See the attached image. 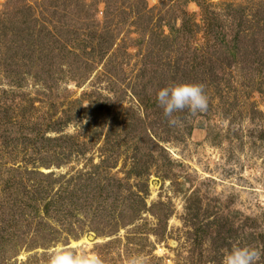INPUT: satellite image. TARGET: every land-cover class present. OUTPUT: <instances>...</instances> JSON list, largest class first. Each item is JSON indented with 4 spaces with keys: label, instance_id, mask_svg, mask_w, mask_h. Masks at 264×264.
Returning <instances> with one entry per match:
<instances>
[{
    "label": "rangeland",
    "instance_id": "obj_1",
    "mask_svg": "<svg viewBox=\"0 0 264 264\" xmlns=\"http://www.w3.org/2000/svg\"><path fill=\"white\" fill-rule=\"evenodd\" d=\"M180 81L203 84L208 107L175 113L169 125L145 104ZM40 128L45 139L35 142ZM149 139L158 147L148 169L123 180L146 191L137 222L77 240L64 229L67 243L5 249L0 264H46L61 246L103 264L138 254L145 264H221L232 244H264V0H0V208L1 180L32 169L40 148L46 162H67L41 172L108 165L125 179ZM65 141L79 151L66 161ZM107 141L121 148L112 153Z\"/></svg>",
    "mask_w": 264,
    "mask_h": 264
},
{
    "label": "trees",
    "instance_id": "obj_2",
    "mask_svg": "<svg viewBox=\"0 0 264 264\" xmlns=\"http://www.w3.org/2000/svg\"><path fill=\"white\" fill-rule=\"evenodd\" d=\"M241 32L238 30L234 33L232 42H237ZM148 101L150 102L145 104L146 107H153L156 104L154 98H149ZM61 127L57 130L62 131ZM34 131L35 142L45 139L46 128ZM52 131L54 132L53 128ZM51 140L55 143L54 146L62 145L60 138ZM65 142V147L62 149H66L68 144H71L69 150H63L59 156L65 157L66 161L72 152L76 151L74 148L76 143ZM106 144L107 149L112 153L121 148L119 142L111 145L107 141ZM155 147H158L156 143L149 139L143 148L137 149L134 156L135 163L132 164L125 179L111 175L108 165H105L104 172L102 171L107 176L96 170L86 172L78 170L76 174L58 177L54 176V172H41L38 170L40 166L46 169L52 166L60 168L67 162H64L63 158V162L56 164L46 162V156L40 148L39 160L36 158L29 161L32 169L27 165L25 168L15 167L6 178L1 180L2 191L6 196L0 208V252L11 248L17 250L21 245L34 248L39 241L59 242L63 238V236L59 238V235L64 229L67 237L77 240L90 232H94L97 236L117 235L120 228L133 225L140 219L141 214L148 211L144 197L139 194L146 191L140 188L134 193L126 187L127 184L123 180L132 177L141 179L149 165L146 158L150 157L151 149ZM76 153L79 154V151ZM23 179L27 180L28 184L23 183ZM37 218H40V221H37ZM57 225L60 230L57 229ZM28 234H32L29 242H27ZM62 241L67 243L66 238ZM262 246L264 250V244Z\"/></svg>",
    "mask_w": 264,
    "mask_h": 264
},
{
    "label": "clouds",
    "instance_id": "obj_3",
    "mask_svg": "<svg viewBox=\"0 0 264 264\" xmlns=\"http://www.w3.org/2000/svg\"><path fill=\"white\" fill-rule=\"evenodd\" d=\"M155 102L169 125L177 123L175 113L187 110L195 115L207 110L208 97L204 85L197 82H170L157 89ZM264 250L247 244H232L222 252L221 264H258ZM46 264H103L99 254L83 249L74 251L58 247L51 251ZM128 264H145L142 255L129 258Z\"/></svg>",
    "mask_w": 264,
    "mask_h": 264
}]
</instances>
